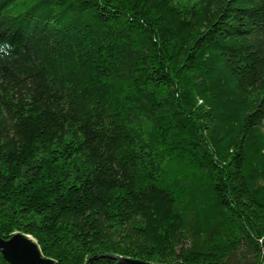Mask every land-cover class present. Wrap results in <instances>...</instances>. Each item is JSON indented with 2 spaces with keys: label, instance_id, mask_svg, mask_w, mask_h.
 Masks as SVG:
<instances>
[{
  "label": "trees",
  "instance_id": "1",
  "mask_svg": "<svg viewBox=\"0 0 264 264\" xmlns=\"http://www.w3.org/2000/svg\"><path fill=\"white\" fill-rule=\"evenodd\" d=\"M16 232L56 264H264V0H0Z\"/></svg>",
  "mask_w": 264,
  "mask_h": 264
},
{
  "label": "water",
  "instance_id": "2",
  "mask_svg": "<svg viewBox=\"0 0 264 264\" xmlns=\"http://www.w3.org/2000/svg\"><path fill=\"white\" fill-rule=\"evenodd\" d=\"M0 251L10 264H56L54 259L43 254L37 240L32 235L22 232H16L10 237H3L0 234ZM99 257L101 255H94L86 264H92ZM112 257L116 260V264H156L126 256Z\"/></svg>",
  "mask_w": 264,
  "mask_h": 264
}]
</instances>
